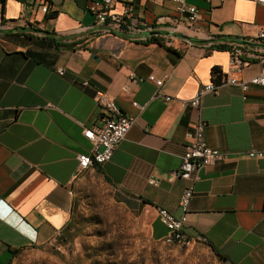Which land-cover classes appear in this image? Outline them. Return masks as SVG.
<instances>
[{"label":"crops","instance_id":"obj_1","mask_svg":"<svg viewBox=\"0 0 264 264\" xmlns=\"http://www.w3.org/2000/svg\"><path fill=\"white\" fill-rule=\"evenodd\" d=\"M91 1L0 0V200L12 210L0 217V264L15 249L50 241L70 220L76 156L91 147L83 127L101 124L96 90L135 123L111 159L87 171L142 212L151 239L167 234L157 208L180 214L186 182L173 172L187 134L202 121L209 147L240 155L196 172L184 233L228 264H264V160L243 155L264 150V86L244 93L224 83L198 108L182 105L213 82L214 67L227 79L259 75L264 45L253 48L254 58L241 57L246 64L235 70L229 49L264 29V4L187 0L199 9L190 24L169 0H119L112 12L126 10L124 22L140 24L105 34L88 10ZM7 205L0 204V214Z\"/></svg>","mask_w":264,"mask_h":264},{"label":"rangeland","instance_id":"obj_2","mask_svg":"<svg viewBox=\"0 0 264 264\" xmlns=\"http://www.w3.org/2000/svg\"><path fill=\"white\" fill-rule=\"evenodd\" d=\"M70 223V235L21 250L10 264H228L203 242L152 240L147 218L96 171L75 181Z\"/></svg>","mask_w":264,"mask_h":264},{"label":"built area","instance_id":"obj_3","mask_svg":"<svg viewBox=\"0 0 264 264\" xmlns=\"http://www.w3.org/2000/svg\"><path fill=\"white\" fill-rule=\"evenodd\" d=\"M119 0H93L88 5V10L94 15L96 24L100 26V30L105 34H115L121 32H130L140 24L138 20H126L127 11L123 14L112 12L113 7ZM176 5V11L181 17H185L190 24L196 22L199 18V9L187 3V0H169ZM210 2L212 0H204ZM264 4V0H259ZM47 7L42 8L43 12H47ZM264 45V29H260L256 36L249 39H238L234 41L229 49L232 61V69H238L246 62L241 57L254 58L253 48ZM262 63V69L259 75L252 77L247 81H239L236 79L222 78L221 82H209L204 87L199 88L194 97L189 101H183L182 105L188 104L194 108H198L201 98L209 92H215L216 89L224 84L237 85L245 93L250 85L264 86V55L259 57ZM56 73L60 76L64 74L62 68H56ZM130 79L135 80L132 75ZM148 80L153 81L157 87L161 86L162 80H157L150 76ZM87 85V82H83ZM165 100H170L165 97ZM94 101L98 107L103 110L99 126L91 128L83 127L82 134L90 142V149L86 154H78L76 156V165L74 170V179L77 180L84 172L101 166L108 162L114 150L123 141L129 130L135 123V117L126 115L120 111L114 101L110 99L103 91L96 90L94 93ZM133 105L138 106L136 103ZM139 107V106H138ZM141 109V107H139ZM205 123L198 121L195 129L187 134V143L184 145L182 153V163L180 167L173 172L175 178L186 182L185 187L179 197L178 208L179 216H174L164 208H157V216L160 222L167 229L166 236L161 240L164 244L186 245L190 242L184 233V226L187 220V214L190 201L194 195L193 185L197 181L196 172L201 168L214 166L220 161L227 160L231 155L238 157L239 153L222 152L209 147L204 139ZM243 155L250 159L264 160V150L255 148L247 150ZM151 184H156V179L149 180ZM72 192L70 191V194ZM2 204V200H0ZM3 219L4 214H0Z\"/></svg>","mask_w":264,"mask_h":264},{"label":"trees","instance_id":"obj_4","mask_svg":"<svg viewBox=\"0 0 264 264\" xmlns=\"http://www.w3.org/2000/svg\"><path fill=\"white\" fill-rule=\"evenodd\" d=\"M220 48H224V46H221ZM211 75L213 76V82L215 83H219L221 82V79H222V74L220 72V70L216 67L212 68L211 70ZM71 223H70V220L68 221V223L66 224V226L64 228H62V230L60 231V233H63V235H70L69 234V231L71 229ZM160 242H162L160 240ZM204 244H206L210 249L211 251L214 253V255L217 257V259L222 262V263H226L227 262V258L224 257L223 255L219 254L212 246H210L208 243L206 242H203ZM21 251V249H15L13 250L12 254V258L10 260V262H8L7 264H10L11 261L13 260V258Z\"/></svg>","mask_w":264,"mask_h":264},{"label":"clouds","instance_id":"obj_5","mask_svg":"<svg viewBox=\"0 0 264 264\" xmlns=\"http://www.w3.org/2000/svg\"><path fill=\"white\" fill-rule=\"evenodd\" d=\"M2 205H7L5 202L2 201ZM12 212L11 208L7 205V211L5 213V217L3 219H6L8 215H10Z\"/></svg>","mask_w":264,"mask_h":264}]
</instances>
